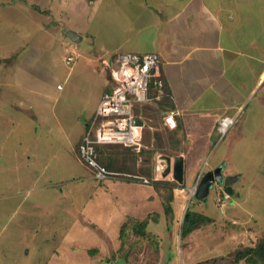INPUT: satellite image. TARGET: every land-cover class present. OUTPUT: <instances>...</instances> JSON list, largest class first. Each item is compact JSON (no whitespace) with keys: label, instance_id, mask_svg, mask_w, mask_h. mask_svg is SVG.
<instances>
[{"label":"rangeland","instance_id":"obj_1","mask_svg":"<svg viewBox=\"0 0 264 264\" xmlns=\"http://www.w3.org/2000/svg\"><path fill=\"white\" fill-rule=\"evenodd\" d=\"M92 1L0 0V264H191L218 257L224 259L220 264H252L247 261L256 260V242L249 244L248 237L238 234H242L239 229L255 225L264 232V88L249 92L247 81L251 84L254 79L247 77V68H240L246 78V92L233 96L237 89L234 88L228 91L231 97H224L225 105L239 108L220 114L221 119L229 117L235 121L226 134L217 132L221 119L216 122L211 112L197 107L186 116V138L174 137L171 142L178 152V145L184 146L187 171L198 168L202 174L208 166H224L228 173L223 175L224 180L231 178L235 184L230 186L245 191L239 195L241 202L248 199L240 203L245 208L225 214L224 205L229 204L230 196L227 193L228 198L222 199V185L218 184L211 187L204 200L195 199L198 184L187 190L188 195L181 192L180 200L174 204L170 201L169 215L159 202L152 214L141 202L140 218L134 214H106L97 207L99 198L91 196L92 183L85 181L87 171L76 154L88 120L113 84L110 70L114 63L104 65V58L94 59V45L110 46L122 39L116 32L115 15H108L101 3L92 5ZM172 9L165 8V13ZM243 14L234 34L242 37L244 46H249L260 28L254 31L255 26L245 20L247 11ZM68 28L81 35L82 40L73 42L66 35ZM148 30L146 34L152 31L150 27ZM158 30L161 34L163 27ZM183 31L179 37L176 32L180 41ZM189 45L185 43L182 49ZM70 54L74 61L68 65L65 58ZM197 56L195 53L192 58ZM244 61L239 60L241 66ZM139 108L138 115L135 111L134 115L144 122L143 139L145 130L157 129L149 128L142 107ZM144 146V151L151 149ZM102 147L103 155L110 152L119 156L122 151L115 145ZM157 156L166 165L169 155L159 152L154 162ZM134 157L136 172L130 167L122 169L125 165H119L114 172L148 179L138 171L144 168L140 165L146 158L148 163L152 161L143 151ZM203 158L206 164H200ZM122 159L131 163L128 157ZM166 169L167 165L160 181L172 178L171 172L165 174ZM240 171L244 176L238 179ZM83 204L87 205L85 211ZM187 210L211 222L180 238V214ZM129 218L148 220L146 232L157 244L152 246L145 239L131 247V240L136 239L128 233L130 239L123 250L129 255L124 262L118 253V237ZM232 232L234 236L230 235ZM263 235L258 236V241ZM94 249L98 253L90 256L88 251ZM233 257L238 261L234 262ZM258 261L257 264L262 263Z\"/></svg>","mask_w":264,"mask_h":264},{"label":"crops","instance_id":"obj_2","mask_svg":"<svg viewBox=\"0 0 264 264\" xmlns=\"http://www.w3.org/2000/svg\"><path fill=\"white\" fill-rule=\"evenodd\" d=\"M214 2H216V6L213 5ZM97 3H101V7L108 15H115L118 20L116 32H120L122 40L120 43L111 44L110 46L102 45L97 47L94 45L93 54L95 56L93 58H104L103 64L109 65L108 63L113 64L116 55L121 53L157 54L159 57V75L165 80L175 106L174 111L165 112L167 115H172L173 119L169 126L172 129L168 130L174 131L173 128L178 125L176 137L183 138V140L186 138V135H184L185 130L188 129L186 116L194 108L200 107L205 111L211 112V118L215 119L216 122L223 117L221 116L223 112L239 109L233 108L234 106L229 104L225 105L224 97H231L228 91L234 90V88L237 89L233 92V96H236L237 92H246L244 87L246 78L241 75L243 71H240V68H247V77L252 76L254 79L251 84L250 81H247L249 92L251 91L252 93L254 90H262L264 88V4H262L264 0L92 1V5H97ZM169 6L173 9L165 13V8ZM246 11L245 20L247 18V21L251 22L249 25L255 26L254 31L260 28L259 34L254 35L250 43H248L249 46H244V43H241L242 37L234 34L241 25V23L239 24L240 17L244 16L243 13ZM148 27L152 31L146 34V31H149ZM159 27H163L161 34L158 30ZM186 28H189L187 32ZM182 31L184 32V38L180 41L178 37L182 34ZM81 40L82 37L79 41ZM185 43L187 45L190 43L191 45H189L188 49L183 50L182 47ZM195 53L199 55L196 59L192 58ZM239 60H245L244 66L240 65ZM254 62H256V65H254ZM111 87L112 84L105 93L110 91ZM213 106L216 107L211 110ZM238 112L235 115L239 114ZM212 130L214 132L216 128ZM172 146L175 148L174 145ZM178 148L182 149V144H179ZM122 150L125 151L126 149L123 148ZM183 153L180 152L179 156H182L184 160ZM174 157L170 158L173 159ZM205 158L202 159L200 164H206ZM144 162L149 164L147 158ZM143 167L146 168L145 166ZM215 168L216 166L211 168L208 166L206 171H202V174H199L202 169L192 168L193 171H189L190 169L187 171L184 162L183 185L174 188L172 204L177 199L180 200L181 192L188 195L187 190L199 183L204 172L212 171ZM85 169L87 171L85 181H91L92 190H94L91 196L99 198L97 207L106 212V214H134L135 218H140L141 202L147 204L144 208L150 214L156 210L157 202L163 208V197L166 194L164 189L167 188L160 186L156 189L152 184L143 185L130 181L109 180L100 182L94 180L90 171L86 167ZM151 172L153 173V170ZM222 173L224 176H228L224 166ZM242 176L244 174L241 172L237 178L241 179ZM93 181L98 184L96 185ZM232 183L235 184L230 179L229 186ZM47 186L50 187L49 185ZM41 188L45 189L44 186ZM178 188L182 190L178 191ZM176 190L179 194H176ZM244 192L242 189L240 191L239 188L235 189L233 185L231 186L229 204L224 205L225 214H233L232 212L239 207L245 208L240 203H245L248 199L242 202L239 201V195ZM91 196L88 201L91 200ZM85 206L87 205L83 204L81 207L82 211H85ZM247 214H250V212H247ZM233 224H235L234 218ZM251 227L239 229L242 234H238V236L245 235L248 237L247 242L249 244L257 243L258 236L260 237L264 233L262 229H259V225L254 226L258 229ZM230 235L234 236L235 234L232 232Z\"/></svg>","mask_w":264,"mask_h":264},{"label":"built area","instance_id":"obj_3","mask_svg":"<svg viewBox=\"0 0 264 264\" xmlns=\"http://www.w3.org/2000/svg\"><path fill=\"white\" fill-rule=\"evenodd\" d=\"M65 61L68 65L72 63L73 55L70 54ZM113 63L110 70L113 80L112 89L102 95L95 112L88 120L77 150V159L92 173L96 181L128 179L131 182L138 180L143 185H150L152 181L162 180L160 177L166 165L159 156L156 157L153 165V178L146 179L142 176L123 175L107 170L97 160V147L121 145L137 155L146 149L141 139L144 126L134 123L137 118L134 115V108L149 102V88L153 81L160 92L162 85L159 81H155L159 77V57L155 53L140 55L121 53L116 55ZM171 119L172 115L166 114L164 124L169 125ZM234 122L232 118H222L218 124V132L221 135L226 134ZM142 161L139 159V162ZM227 198V192L222 189V199ZM217 201L220 202V199Z\"/></svg>","mask_w":264,"mask_h":264},{"label":"trees","instance_id":"obj_4","mask_svg":"<svg viewBox=\"0 0 264 264\" xmlns=\"http://www.w3.org/2000/svg\"><path fill=\"white\" fill-rule=\"evenodd\" d=\"M34 8L36 10H39L38 7H34ZM156 81H159L162 85L160 88L161 93L159 92L158 88L154 86V81H153L149 88V102L142 106V115L144 116V120L147 122V124L150 127L157 129L154 132H151L148 129L145 130L144 136L142 139L144 144L148 145V147L151 148L150 150H147V151L142 150V151H143V155L144 156L147 155V157L152 161V162H149L152 168L154 165L153 159L155 158V155L157 153L162 152V153H165L166 155L168 154L170 157H174V156L177 157L180 155L179 154L180 152L181 153L184 152L183 147L178 152L171 145V142L175 140L174 137H176L177 135L178 125H175V127L173 128L174 131L168 130L172 128L163 126L164 124L163 118L165 116L164 115L165 112L174 111L175 106L171 98V92L165 80L160 76ZM138 109L140 110L139 107L135 108L134 110L135 113H137L136 115H138ZM152 139L154 141H152ZM115 146H121V145H115ZM101 147L102 146L97 147V155H98L97 160L100 165L104 166L107 170L111 172L116 171V167H118L119 165L126 166V168L121 167L122 169H127L128 167H130V170L132 169L133 172H136L135 168H136L137 159L136 157H134L135 154L130 152L129 149L122 146L123 148L126 149L124 151L122 150L121 147H119L122 150L121 152H119L120 153L119 156L122 155L120 159L118 158L119 156H116V155L112 156V154H109L110 152L105 153L106 156L103 155L101 153V149L105 147H102V148ZM125 157L130 158L131 163L126 164L124 160L122 159ZM142 165L145 166L148 164L143 162L141 163L140 166ZM151 167L147 166L146 168H141L138 172L144 175H147L148 179H152L153 173L151 171L153 169L151 170ZM140 173H135V174L142 175ZM120 180L129 181L128 179H120ZM152 185L156 189H158V187L160 186L167 188L166 189L167 193L164 195V197L163 196L162 197L165 200L163 204L164 212L166 215H169L171 212L170 201L173 200V190L174 188L178 187V184L174 181H169V180H166V181L157 180V181H152ZM180 220H181V223L178 227L180 238L187 236L191 232L195 231V229H199L203 224L211 222L209 219H207V217L201 214H198V213L190 212L189 210H187L185 214H180ZM148 223H149L148 220L137 221V220L129 219L121 226L119 237H118L120 241V248L118 249V253L121 254V257L124 262L128 261V255H129V253H127L126 250H123L124 245L127 244L130 239L128 237V233L131 234V237L136 239V240H131V244H130L131 247H133V245H136V244L138 245L139 243L142 244L145 239L152 246L157 244V242L153 240L154 238L146 232ZM131 247L129 249H131ZM253 250H254L253 252H255L256 254L254 255L256 257V260H253V261L248 260L247 263L252 262V264H257L259 262L258 260H261L262 261L261 264H264V236L262 237L260 241L256 243V246L253 248ZM97 253L98 251L95 249L88 251V254L90 256H95ZM237 259L234 258V262H237L238 261ZM221 260L224 261L223 257L211 258L208 260L195 262L191 264H213V263L220 264V262H222Z\"/></svg>","mask_w":264,"mask_h":264},{"label":"water","instance_id":"obj_5","mask_svg":"<svg viewBox=\"0 0 264 264\" xmlns=\"http://www.w3.org/2000/svg\"><path fill=\"white\" fill-rule=\"evenodd\" d=\"M66 35L73 42H78L81 39L80 36H78L75 32L71 30H66ZM134 123L139 126L144 125V122L139 118H135ZM165 159L167 165L165 174H169L171 172L172 179L179 185L183 184V177H184L183 157L179 156V157H174L173 159H171L170 157H166ZM222 172H223V166H220L212 171L205 173L198 183L195 192V199L204 200L208 196L209 191L214 184L222 185L224 187L225 192L231 193V187L229 186V180L231 178L224 180V176Z\"/></svg>","mask_w":264,"mask_h":264},{"label":"clouds","instance_id":"obj_6","mask_svg":"<svg viewBox=\"0 0 264 264\" xmlns=\"http://www.w3.org/2000/svg\"><path fill=\"white\" fill-rule=\"evenodd\" d=\"M158 74H159V67H158ZM158 76L160 77V75H158ZM159 77H158V78H159ZM158 78H157V79H158ZM157 79H156V80H157ZM156 80H155V81H156ZM160 93H161V92H160ZM141 107H142V106H141ZM165 116H166V114H165ZM165 116H164V117H165ZM171 120H173V119H171ZM163 121H164V118H163ZM163 126H164V127H169L170 124H169V125H165V124H163ZM149 128H151V127H149ZM178 157H179V156H178ZM152 178H153V177H152ZM164 180H165V179H164ZM166 180H167V178H166ZM169 181H174V180L171 179V178H169ZM130 182H131V181H130ZM174 182H175V181H174ZM230 187H231V186H230ZM222 188H224V187L222 186ZM222 188H221V190H222Z\"/></svg>","mask_w":264,"mask_h":264}]
</instances>
